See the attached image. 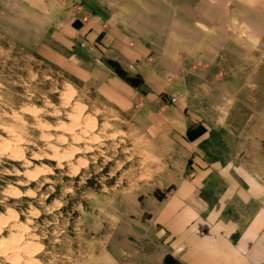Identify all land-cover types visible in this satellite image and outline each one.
I'll return each instance as SVG.
<instances>
[{
	"label": "rangeland",
	"instance_id": "374dc122",
	"mask_svg": "<svg viewBox=\"0 0 264 264\" xmlns=\"http://www.w3.org/2000/svg\"><path fill=\"white\" fill-rule=\"evenodd\" d=\"M202 173L264 225V0H0V264H176Z\"/></svg>",
	"mask_w": 264,
	"mask_h": 264
},
{
	"label": "crops",
	"instance_id": "0c3cea01",
	"mask_svg": "<svg viewBox=\"0 0 264 264\" xmlns=\"http://www.w3.org/2000/svg\"><path fill=\"white\" fill-rule=\"evenodd\" d=\"M105 23L101 25L107 28ZM105 29L101 39L103 48L125 52L129 59L137 56L148 62L152 60L146 45L136 42L132 48L127 47L131 37L110 23ZM94 33V30L88 32V38ZM213 179L210 173L197 174L177 187L175 196L179 208L170 210L177 214V219L167 228L172 235L169 255L176 264H260L257 247L264 225L260 226L254 214L243 226L236 217H223L228 211L222 210L218 201H210L215 195L209 184Z\"/></svg>",
	"mask_w": 264,
	"mask_h": 264
}]
</instances>
